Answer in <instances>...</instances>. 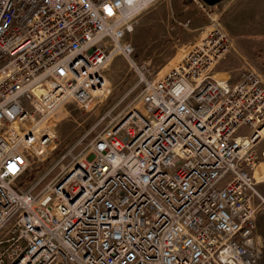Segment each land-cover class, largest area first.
Here are the masks:
<instances>
[{
	"label": "built area",
	"instance_id": "built-area-1",
	"mask_svg": "<svg viewBox=\"0 0 264 264\" xmlns=\"http://www.w3.org/2000/svg\"><path fill=\"white\" fill-rule=\"evenodd\" d=\"M157 1L0 0V264H260L264 79L216 76L234 48L218 25L160 79L145 77L125 38ZM117 54L140 72L142 108L26 187L62 108L93 107Z\"/></svg>",
	"mask_w": 264,
	"mask_h": 264
},
{
	"label": "rangeland",
	"instance_id": "rangeland-1",
	"mask_svg": "<svg viewBox=\"0 0 264 264\" xmlns=\"http://www.w3.org/2000/svg\"><path fill=\"white\" fill-rule=\"evenodd\" d=\"M214 25L233 39L234 48L216 66V76L226 73L229 82L239 80L243 70H256L264 79V0H223L208 6L202 0H158L139 14L132 33L125 38L134 46L132 59L145 77L160 79L179 62L190 44ZM149 72L152 75H149ZM105 95L86 108L69 101L51 125L55 140L50 155L22 176L26 187L51 180L70 168L92 138L110 123L142 108L144 83L127 57L117 54L104 69ZM244 127L241 133H248Z\"/></svg>",
	"mask_w": 264,
	"mask_h": 264
},
{
	"label": "crops",
	"instance_id": "crops-1",
	"mask_svg": "<svg viewBox=\"0 0 264 264\" xmlns=\"http://www.w3.org/2000/svg\"><path fill=\"white\" fill-rule=\"evenodd\" d=\"M219 73L220 72H218L219 77L227 78L225 72H222L221 75H219ZM237 81H234L232 83H235ZM256 152L259 160H258L257 168L254 170L253 174L257 183L258 191L264 199V136L257 143ZM259 201L260 200L257 198L256 203H259ZM257 236L259 241L262 243V247H263L260 264H264V205L260 207L257 214Z\"/></svg>",
	"mask_w": 264,
	"mask_h": 264
},
{
	"label": "water",
	"instance_id": "water-1",
	"mask_svg": "<svg viewBox=\"0 0 264 264\" xmlns=\"http://www.w3.org/2000/svg\"><path fill=\"white\" fill-rule=\"evenodd\" d=\"M208 6H215L223 0H202Z\"/></svg>",
	"mask_w": 264,
	"mask_h": 264
},
{
	"label": "bare ground",
	"instance_id": "bare-ground-1",
	"mask_svg": "<svg viewBox=\"0 0 264 264\" xmlns=\"http://www.w3.org/2000/svg\"><path fill=\"white\" fill-rule=\"evenodd\" d=\"M262 134H264V130L262 131Z\"/></svg>",
	"mask_w": 264,
	"mask_h": 264
}]
</instances>
